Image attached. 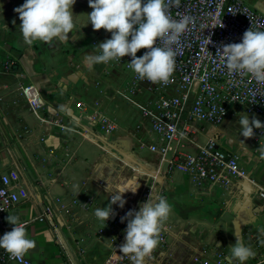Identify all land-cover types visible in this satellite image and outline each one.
Returning a JSON list of instances; mask_svg holds the SVG:
<instances>
[{
  "label": "crops",
  "instance_id": "obj_1",
  "mask_svg": "<svg viewBox=\"0 0 264 264\" xmlns=\"http://www.w3.org/2000/svg\"><path fill=\"white\" fill-rule=\"evenodd\" d=\"M244 1L264 13V0ZM23 2L0 0V158L4 169L19 176L27 193L8 212L20 215L27 235L36 241L25 254L36 264H103L115 239L124 233L121 216L138 209L153 190L172 206L153 250L156 264H193L198 255L214 256L224 250L227 262H240L229 247L230 233H235L234 206L240 201L244 208L243 193L253 191L257 220L244 227L243 240L247 245L255 240L256 254L263 258L264 199L259 191L264 189V151L259 147L264 146V135L260 140L255 135L245 138L239 122L230 124L232 116L246 112L232 105L221 122L203 124L198 138L202 142L215 135L221 148L238 154L253 180L233 178L224 186L193 181L179 169L168 171L150 148L159 139L143 114L156 94L147 85L134 83L132 71L117 58L91 69L84 64L85 53L99 51L96 45L111 35L103 28L93 29L88 0H75L76 24L67 40L31 44L25 42L14 11ZM29 84L35 85L43 103L38 115L22 91ZM93 118L114 120L113 132L106 135L93 125ZM120 128L125 135L117 134ZM133 177L139 187L123 194L127 201L123 208L113 205L115 220L98 219L94 210L109 202L107 183ZM47 209L52 211L50 218ZM44 214L46 218H41ZM184 226L195 232L184 235L188 233ZM12 227L5 218L0 234ZM249 261H254L251 256L244 262Z\"/></svg>",
  "mask_w": 264,
  "mask_h": 264
},
{
  "label": "built area",
  "instance_id": "obj_2",
  "mask_svg": "<svg viewBox=\"0 0 264 264\" xmlns=\"http://www.w3.org/2000/svg\"><path fill=\"white\" fill-rule=\"evenodd\" d=\"M168 12L174 19L189 17L186 30L172 46L177 50L174 70L167 81L151 82L140 79L128 62L131 57L117 58L125 68L132 71L134 83L145 84L156 94V99L143 109L157 133L158 144L150 148L158 154L160 164L168 171L181 170L196 182L208 181L228 186L233 178L253 180L251 173L243 168L238 154L221 148L215 135L200 141L199 134L206 123H219L225 119L232 105H237L249 115L264 121V82H257L246 71L230 72L225 58L217 50L222 45L240 42L244 31L264 29V13L251 7L244 0H167ZM146 49L138 50L141 55ZM9 66L13 62H8ZM28 104L38 115L43 106L35 85L22 89ZM93 125L109 135L115 121L93 118ZM264 128H257L255 139L260 140ZM149 195V193H148ZM264 199V189L259 191ZM27 193L14 171L4 169L0 158V228L5 225L9 210L21 202ZM41 218H50L47 209ZM125 228L127 221H123ZM124 233L119 234L109 257L103 264H134L132 253L121 252ZM154 252L143 258V264H156ZM0 262L36 264L26 254L15 257L5 251ZM264 257L243 264H261ZM193 264H241L227 262L220 253L214 256L198 255Z\"/></svg>",
  "mask_w": 264,
  "mask_h": 264
},
{
  "label": "clouds",
  "instance_id": "obj_3",
  "mask_svg": "<svg viewBox=\"0 0 264 264\" xmlns=\"http://www.w3.org/2000/svg\"><path fill=\"white\" fill-rule=\"evenodd\" d=\"M75 0H24L14 11L19 14V29L25 42L65 41L76 24L73 12ZM91 11L87 13L93 29L101 28L111 33L99 42L93 50L85 53L84 64L90 69L100 63H107L125 55L131 57L128 64L140 79L151 82L167 81L174 70L177 50L172 46L186 30L189 17L174 19L168 12L167 0H88ZM15 22V21H13ZM88 22V23H89ZM146 49L141 55L138 50ZM225 58L230 72L246 71L257 82H264V29H246L240 42L222 45L217 50ZM239 133L245 138L255 135L254 129L264 128V121L246 112L239 115ZM264 151V146L260 147ZM78 185H73L77 188ZM139 183L135 177L108 182L105 191L109 202L94 210L95 216L107 222L115 214L114 204L123 208L126 204L125 192L135 193ZM172 206L164 195L153 190L138 209H129L121 221H127L124 242L119 245L121 252L132 253L134 264H143V258L150 255L159 243L161 225ZM6 220L13 224L9 231L0 234V248L12 256L20 257L36 246V241L26 232V222L20 215L9 213ZM229 245L230 254L243 264L254 252L238 235Z\"/></svg>",
  "mask_w": 264,
  "mask_h": 264
},
{
  "label": "water",
  "instance_id": "obj_4",
  "mask_svg": "<svg viewBox=\"0 0 264 264\" xmlns=\"http://www.w3.org/2000/svg\"><path fill=\"white\" fill-rule=\"evenodd\" d=\"M252 192H245L243 193V196L241 200L244 201V208L241 206L240 201H238L237 205L234 206V211L236 213V217L233 221L234 223V228H235V234H238L242 239H243V229L249 224L254 223L257 220V215L254 213L258 211V207L256 205H253V198H252ZM241 206V207H240ZM251 209V211L242 212L241 209ZM240 210V211H239ZM254 211V212H253ZM117 216V213L115 212L114 215L111 216V221L115 220V217Z\"/></svg>",
  "mask_w": 264,
  "mask_h": 264
},
{
  "label": "rangeland",
  "instance_id": "obj_5",
  "mask_svg": "<svg viewBox=\"0 0 264 264\" xmlns=\"http://www.w3.org/2000/svg\"><path fill=\"white\" fill-rule=\"evenodd\" d=\"M116 68H119V67H117V65H116ZM124 82H125V80H124V77H123V75H122V84H121V89H124L125 88V84H124ZM239 115H241V114H237V115H235V116H232L231 117V122H230V124H234V123H238L239 122ZM141 126V129H142V125H140ZM140 126H138L137 128L139 129V127ZM120 133H123V131L121 130V128H120V130L119 131H117V134H120ZM126 134V132L125 133H123V135H125ZM195 224H200V223H198V222H195ZM201 224H206V223H201ZM188 225H191V223H188V224H185V226H188ZM184 226V227H185ZM206 226V225H205ZM186 228V227H185ZM208 228H209V226H208ZM208 228L206 229V232L208 231ZM186 230L188 231V233H184V235H186V236H188V235H190L191 234V232H195V231H192V230H189V228H186ZM196 232H199V230H197ZM218 232H219V230L217 231V234H218ZM230 238H231V240H232V243H234L235 242V236H234V234H233V231H231V233H230ZM217 239L220 241L221 240V237L220 236H217ZM164 242H165V240H163ZM166 243V242H165ZM213 246H214V244H213ZM248 246L253 250V252H254V255L253 256H251V258L255 261V260H258V259H260V256L262 255H260L259 253L258 254H256V250H258V245L256 244V241L255 240H252V241H248ZM226 251L227 250H224V251H221V252H219L220 254H222V256H224V257H226ZM259 255V256H258ZM264 257V256H263Z\"/></svg>",
  "mask_w": 264,
  "mask_h": 264
},
{
  "label": "trees",
  "instance_id": "obj_6",
  "mask_svg": "<svg viewBox=\"0 0 264 264\" xmlns=\"http://www.w3.org/2000/svg\"><path fill=\"white\" fill-rule=\"evenodd\" d=\"M6 250H4L3 248H0V255L3 254ZM2 264V263H1Z\"/></svg>",
  "mask_w": 264,
  "mask_h": 264
}]
</instances>
